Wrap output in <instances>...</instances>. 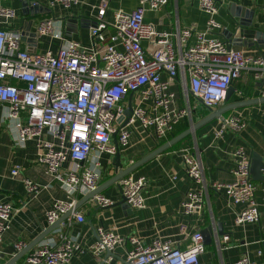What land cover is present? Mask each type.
<instances>
[{"label": "built area", "instance_id": "obj_1", "mask_svg": "<svg viewBox=\"0 0 264 264\" xmlns=\"http://www.w3.org/2000/svg\"><path fill=\"white\" fill-rule=\"evenodd\" d=\"M82 2L49 0L51 6L65 8ZM137 2L132 11L117 10L113 20H108L109 0H101L89 23L90 45L66 39L65 22L62 20L61 29L57 30L59 20L52 17L41 20L35 33L37 37L52 36L62 40L56 51L24 48L22 31L0 29V105L5 108L2 121L14 127L18 146L35 142L38 161L60 182L69 197L54 202L47 212L49 225L72 211L78 197L99 187L102 155L118 152L112 142L114 134L118 137V146L123 147L130 144L138 128L144 131L153 128L158 138H165L182 119H191L194 109L191 100L195 106L202 103L207 109L215 108L226 100L233 82L245 74L260 85L264 96V55L246 54L212 36L214 31H223L215 18L216 0H200V8L209 15L206 29L202 31L180 26L175 31H160L145 21V13L162 9L169 0ZM31 5L39 3L31 2ZM16 17L14 8L0 5V18L7 21ZM192 38H195L193 43ZM175 80L180 84L186 105H179L178 95L171 88ZM130 105L132 114L128 118L125 111ZM247 124L237 116L224 119L217 135H222L227 128L241 131ZM180 154L187 175L197 185H203L200 151L185 146ZM232 158L234 179L229 183L215 182L212 187L224 191L229 204L243 205L236 212L237 224L258 222L260 211L251 174V156L240 146L232 152ZM68 159L72 163L64 168ZM21 170L22 166L16 164L11 175L18 177ZM23 181L28 196L43 188L32 179L25 177ZM146 184L145 176L133 174L119 181L121 194L131 208L145 207L142 191ZM205 192V186L187 192L183 201L186 215L200 214L204 210ZM94 199L102 207L114 204L103 194L95 195ZM17 210L12 202L0 201V244ZM73 220L82 223L85 215L73 211L67 221L72 224ZM181 230L188 232V226L182 225ZM96 233V240L89 246L80 243L78 236L65 233H60L58 240L41 241L23 264H68L85 251L100 256L126 242L131 244L128 264H201L200 255L206 250L201 231L191 234L187 249L161 238L145 244L138 236L124 237L103 226H99ZM229 239V235L224 236V240ZM26 246L24 240L14 243L17 252ZM258 253L261 255L262 251ZM232 264L256 263L245 255Z\"/></svg>", "mask_w": 264, "mask_h": 264}, {"label": "crops", "instance_id": "obj_2", "mask_svg": "<svg viewBox=\"0 0 264 264\" xmlns=\"http://www.w3.org/2000/svg\"><path fill=\"white\" fill-rule=\"evenodd\" d=\"M30 1L39 3L40 12L36 16L24 15L21 0H0V5L17 11V17L12 20L6 21L0 18V29L22 31L26 21L32 19L31 31L35 33L41 20L52 17L59 20L56 27L60 30L62 20L66 23V19L74 17L79 20L78 32L68 31L65 25L66 39L90 45L89 23L96 14L95 6L99 5L101 0H83L73 8L51 6L49 0ZM216 1L218 11L215 18L223 26V31H214L212 36L228 41V31L234 30L236 26L234 14L240 9L243 12L248 10L254 13L250 29H255L264 36V0ZM137 5V0H109L106 18L113 20L115 11L130 12ZM208 18L209 15L200 8V0H169L162 9L147 10L145 13V21L152 23L160 31H175L179 26L194 27L202 31L206 29ZM194 41L195 38H192L191 42ZM61 44L60 39L42 36L36 38L35 47L30 46V42H23L22 46L35 49L37 52H45L49 49L56 51ZM232 48L241 49L250 55H264V44L232 45ZM162 76L166 78L165 74ZM232 86L235 88L234 92L214 109L243 99L264 97L260 85L251 75H243L241 79L233 82ZM171 88L178 95L179 105H186L179 82L173 81ZM191 103L194 105L191 117L194 123L210 113L202 103H197L196 106L193 100ZM4 109L0 105V201L12 202L18 210L0 244L2 264L11 262L15 258H18L16 264H23L30 252L37 249L42 242L49 239L58 240L60 233L78 236L80 243L89 246L96 240L99 226L114 229L124 237L138 236L145 244L150 243L154 238H161L171 240L180 248L187 249L193 232L217 223L223 225L225 234L219 237L217 233L213 234V240L210 244H206L205 252L200 255L201 264H232L245 255L256 264H264V178L261 181L252 178L257 187L255 197L260 211V220L255 223L237 224L236 212L242 209L243 205L229 204L224 191H217L212 187L215 182L229 183L234 179L232 152L237 147H244L250 156L258 153L264 159V101L228 111L223 115L224 119L237 116L246 120L248 124L241 131L227 128L222 135H217L224 119H214L135 169L131 174L135 177L147 178V184L142 191L145 197L144 208L129 210L115 204L100 208L92 199H87L77 210L85 215L84 222L73 220L72 224H69L66 219L61 228L50 233L22 256L14 249V243L24 240L28 246L44 228L49 226L47 212L54 202L67 200L69 197L60 182L48 174L45 165L38 161L39 151L35 142L30 141L25 147L16 144L14 127L9 125L8 121H2ZM187 120L190 127V119ZM172 134L173 132L168 136ZM47 138L50 139L48 136ZM112 138V142L115 143L114 135ZM116 138L118 139L117 135ZM165 138H158L153 128L147 131L135 129L130 144L127 147L119 146L124 166L135 163L170 140H164ZM185 146L200 151L204 166L203 185H197L185 172L180 154V149ZM114 158L115 155H102L103 174L100 185L115 175ZM71 163L72 161L68 159L64 163V168L69 167ZM16 164L21 165L22 170L18 177H13L11 169ZM25 177L39 183L43 187L41 191L28 196L23 181ZM204 186L207 191L204 210L200 214L186 215L183 211V201L187 192ZM101 193L112 199L114 203H118L122 198L120 187L116 183L107 185ZM85 197L86 195L78 197V201ZM182 225L188 226V232L181 230ZM225 235L230 236L228 241L224 240ZM130 248L129 242L116 246L112 251L114 256L110 258L109 263L128 264L126 259ZM259 250L262 251L261 255L258 253ZM105 255L106 253L96 256L91 251H85L73 257L68 264H99Z\"/></svg>", "mask_w": 264, "mask_h": 264}, {"label": "water", "instance_id": "obj_3", "mask_svg": "<svg viewBox=\"0 0 264 264\" xmlns=\"http://www.w3.org/2000/svg\"><path fill=\"white\" fill-rule=\"evenodd\" d=\"M23 2V13L24 15L31 14L32 16H36L39 14V5L38 6H32L30 0H21ZM235 29L228 31V43L230 46L232 45H260L264 44V36L259 31H256L255 29H250L252 25V19H253V12H249L246 10L243 12L242 9L238 13H235ZM78 22L79 20L74 17H70L66 19V29L68 31H74L78 32ZM83 25V23H81ZM33 26V20L30 19L29 21H26L25 27L22 30L23 33V42H30V46L35 47L36 44V38L37 33H34L31 31V28ZM252 42V43H250ZM35 51V49H32ZM235 88L231 86L228 90V96H230L234 92ZM264 101V97H255L250 99H243L240 101H236L233 103H228L218 109L214 108H208L210 113L206 115L204 118H202L199 122L194 123L193 119H190V127L186 129L185 131L181 132L180 134L174 136L169 141L164 143L163 145L159 146L157 149L143 157L142 159L136 161L135 163H131L127 167L124 166L123 157L120 153L119 146H118V140L116 138V135L114 134L115 144L118 147V152L115 154L114 158V165H115V175L106 183L100 185L98 188H96L91 193L87 194L86 197L80 201L77 202L75 208L72 211H69L68 213L64 214L59 220H57L54 224L49 225L48 227L44 228L42 230V233L36 237L35 240H33L28 246H26L22 251H19L20 256L25 255L27 252H29L36 244L43 241L50 233L53 231H56L57 229L62 227V223L72 214L73 211H77L79 207L84 203L87 199H92L95 203L96 200L95 195L102 194L101 192L104 190V188L109 184L116 183L119 185V181L131 174L135 169H137L139 166L144 164L145 162L149 161L150 159L158 156L168 148L172 147L173 145L177 144L179 141L184 139L187 135L191 134L195 129L199 128L200 126L214 120V119H224L223 115L231 110H235L241 107H245L248 105L257 104ZM132 114V106L130 105L126 111L125 115L130 117ZM123 118L121 117L120 120ZM128 122V119L125 121V124ZM263 173H264V159L263 156L254 153L251 156V174L252 178L254 180L261 181L263 180ZM120 187V186H119ZM121 190V188H120ZM115 205H122L124 208H128L131 210L130 205L127 203L126 198L122 195L121 200L118 203H114ZM113 204V205H114ZM100 208H103L102 206H99ZM204 236L205 244H210L213 240V234L217 233V236H222L225 234V231L223 229V225L221 223L212 224L204 229L201 230ZM114 254L113 252L109 251L106 252V255L103 257V259L100 261L99 264H110L109 259L113 258ZM18 258H15L13 261L8 262L6 264H16V260Z\"/></svg>", "mask_w": 264, "mask_h": 264}, {"label": "trees", "instance_id": "obj_4", "mask_svg": "<svg viewBox=\"0 0 264 264\" xmlns=\"http://www.w3.org/2000/svg\"><path fill=\"white\" fill-rule=\"evenodd\" d=\"M188 127H189L188 120L187 119H182L180 122H178L174 126L173 134L168 136V138H165L164 140H168V139L173 138L174 136H176V135L180 134L181 132L185 131L186 129H188Z\"/></svg>", "mask_w": 264, "mask_h": 264}, {"label": "rangeland", "instance_id": "obj_5", "mask_svg": "<svg viewBox=\"0 0 264 264\" xmlns=\"http://www.w3.org/2000/svg\"><path fill=\"white\" fill-rule=\"evenodd\" d=\"M217 107V106H216Z\"/></svg>", "mask_w": 264, "mask_h": 264}]
</instances>
